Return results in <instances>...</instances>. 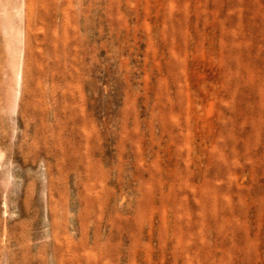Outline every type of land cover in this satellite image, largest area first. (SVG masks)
<instances>
[{
    "label": "rangeland",
    "instance_id": "1",
    "mask_svg": "<svg viewBox=\"0 0 264 264\" xmlns=\"http://www.w3.org/2000/svg\"><path fill=\"white\" fill-rule=\"evenodd\" d=\"M0 13V264H264V0Z\"/></svg>",
    "mask_w": 264,
    "mask_h": 264
},
{
    "label": "bare ground",
    "instance_id": "2",
    "mask_svg": "<svg viewBox=\"0 0 264 264\" xmlns=\"http://www.w3.org/2000/svg\"><path fill=\"white\" fill-rule=\"evenodd\" d=\"M5 7L7 8V6ZM6 10L7 9H5V11ZM11 10L12 13L10 14V16L6 17V20L3 23L2 33L7 40L8 56L10 63L9 68H11L12 70L11 72L13 74V87L10 90L11 102L9 109H10V113L14 114L19 104V98L21 95L22 80H23V59L25 56V42L23 36L24 33L21 25L25 20L24 18L25 15H24V8L22 9V7L13 8ZM0 15H2V13H0Z\"/></svg>",
    "mask_w": 264,
    "mask_h": 264
}]
</instances>
